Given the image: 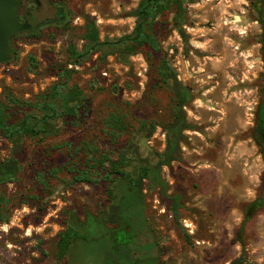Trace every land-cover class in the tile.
I'll use <instances>...</instances> for the list:
<instances>
[{
  "label": "rangeland",
  "instance_id": "374dc122",
  "mask_svg": "<svg viewBox=\"0 0 264 264\" xmlns=\"http://www.w3.org/2000/svg\"><path fill=\"white\" fill-rule=\"evenodd\" d=\"M40 18L56 17V6L69 18L63 25H45L12 40L15 53L0 65V102L7 93L33 100L58 80L59 67L69 60V47L82 51L88 22L100 40L130 35L136 26L133 12L142 0H24ZM257 0H192L184 4L180 30L171 10L155 27L160 53L142 48L127 59L93 54L76 70L74 82L87 102L79 125L63 124L59 135L28 139L13 154V145L0 136V159L16 158L21 171L13 182L0 184L9 203L7 223H0V264H104L110 252L107 236L77 240L58 259V240L74 219L107 215L112 196L107 182L73 184L68 165L85 160L62 147L95 140L109 150L101 121L115 107L138 121H168L170 96L158 86L157 68L166 58L192 98L185 107L195 127L186 131L182 160L163 167L168 194L179 197L173 212L168 200L147 189L144 204L147 228L140 243H153L150 255L157 264H264V207L245 222L247 206L262 196L264 160L254 140L257 111L264 86L261 25L253 3ZM184 33V35L182 34ZM14 123L22 111L9 110ZM152 129H147L148 134ZM163 153L166 134L157 127L147 140ZM245 225L243 226V224ZM108 226H110L108 224ZM116 226V225H112ZM145 252V251H144ZM139 264H152L148 258Z\"/></svg>",
  "mask_w": 264,
  "mask_h": 264
},
{
  "label": "trees",
  "instance_id": "16d2710c",
  "mask_svg": "<svg viewBox=\"0 0 264 264\" xmlns=\"http://www.w3.org/2000/svg\"><path fill=\"white\" fill-rule=\"evenodd\" d=\"M192 0H142L133 12L136 17L134 31L115 40L101 41L95 24L88 22L86 40L82 51L74 45L69 47V60L59 67L58 80L47 91L33 100H20L12 93H7L6 102H0V136L13 145L16 156L24 141L44 139L60 134L63 124L79 125L85 111L87 96L81 86L74 82L76 70L68 64L82 65L93 54L105 59L110 55H119L127 59L142 48L150 53H160L161 45L155 34L156 25L171 10L176 12L175 22L180 28L183 23L184 4ZM257 21L261 25L260 43L264 58V0L253 3ZM184 35V33L182 32ZM16 36H13L14 40ZM11 40V42H12ZM158 86L165 89L170 96V115L167 122H149L139 120V126L128 112L115 107L101 121L102 133L109 150H103L95 140H83L79 145L64 143L59 148H66L71 156H80L85 161L70 164L69 171L74 184H99L107 182L112 206L107 215L101 217L88 215L85 222L74 219L68 229L61 233L58 240V259H63L70 247L79 239L86 243L92 235L107 236L110 252L102 255L104 264H139L145 259L157 264L150 255L153 243H146L145 249L140 243L141 234L147 228L145 215L144 190L155 191L167 199L173 212L180 209L179 197L168 194V184L163 180V167H171L174 162L182 160V146L187 141L186 131L195 127L188 121L185 107L192 94L179 79L171 64L162 58L157 68ZM22 111V118L12 122L9 110ZM157 127L166 134V149L163 153L148 149L144 154L146 142ZM152 130L145 134L147 129ZM254 140L264 160V86L262 100L257 111ZM21 171L19 161L11 157L0 159V184L13 182ZM9 203L6 196H0V223H7ZM264 207V172L262 179V196L250 203L245 211V222L250 221ZM108 224L110 226H108ZM116 225V226H112ZM245 223L243 224V226ZM145 251V252H144ZM241 259L233 264H241Z\"/></svg>",
  "mask_w": 264,
  "mask_h": 264
},
{
  "label": "water",
  "instance_id": "95a60500",
  "mask_svg": "<svg viewBox=\"0 0 264 264\" xmlns=\"http://www.w3.org/2000/svg\"><path fill=\"white\" fill-rule=\"evenodd\" d=\"M19 0H0V65L8 63L15 51L10 48L13 36L29 32L32 26L20 23L16 11ZM39 5V0H36Z\"/></svg>",
  "mask_w": 264,
  "mask_h": 264
},
{
  "label": "flooded vegetation",
  "instance_id": "af4514ba",
  "mask_svg": "<svg viewBox=\"0 0 264 264\" xmlns=\"http://www.w3.org/2000/svg\"><path fill=\"white\" fill-rule=\"evenodd\" d=\"M28 3L30 5H34L35 9L41 5V2L39 0V5L37 4L36 0H29ZM56 17L55 18H49L46 17L43 20L40 18L39 14L36 12V10H30L28 8L27 4H25L24 0H19L16 5V11L18 15V19L20 23H28L32 26L31 31L24 32V33H34L36 31L42 30V28L45 25H63L66 23V21L69 18V12L60 6H56ZM12 42H10V48ZM14 50V49H13Z\"/></svg>",
  "mask_w": 264,
  "mask_h": 264
}]
</instances>
